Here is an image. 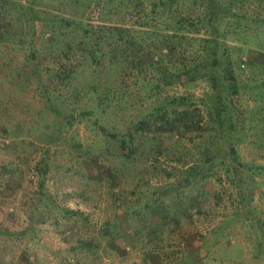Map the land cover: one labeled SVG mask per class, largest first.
<instances>
[{
    "label": "rangeland",
    "instance_id": "374dc122",
    "mask_svg": "<svg viewBox=\"0 0 264 264\" xmlns=\"http://www.w3.org/2000/svg\"><path fill=\"white\" fill-rule=\"evenodd\" d=\"M20 1L48 18L78 19L82 12L73 4L81 0ZM123 4L103 17L101 4L91 2L83 17L132 27L140 56L159 39L137 20L151 6ZM179 6L204 8L188 0ZM227 10L218 31L187 33L218 36L224 62L184 83L171 77L164 85L161 68L132 66L133 55H120L108 79V55L99 64L84 58L76 25L39 23L32 62L30 45L0 42V264H264V0H237ZM30 23L27 15L18 23L27 40ZM52 30L56 41L49 44L42 37ZM109 40L118 50L124 42ZM183 53L201 49L192 41L167 66ZM61 64L79 68L78 89L91 85L93 69L103 81L97 93L56 115L43 83L67 95L47 71ZM180 95L199 108L201 136L138 132L129 150L110 136L136 130L161 102L172 112ZM74 107L82 116L71 122ZM39 190L45 202L35 201Z\"/></svg>",
    "mask_w": 264,
    "mask_h": 264
},
{
    "label": "trees",
    "instance_id": "16d2710c",
    "mask_svg": "<svg viewBox=\"0 0 264 264\" xmlns=\"http://www.w3.org/2000/svg\"><path fill=\"white\" fill-rule=\"evenodd\" d=\"M77 1V0H76ZM149 2L151 9L146 12L144 9L137 16V20L142 25H146L145 32L147 35H155L159 37L156 42L152 41L149 48L138 56L136 49L139 48L132 36V27H127L124 24H92L88 22L84 17V5L89 7L91 2L100 5L99 12L103 17L112 15V10L122 8L123 3L127 5L131 10L141 9L143 2ZM179 1L183 0H81L82 3L74 4L75 9L81 10V16L78 19L75 18H60L58 16H42L39 10L34 9L30 3H22L20 0H0V42L9 39L14 40L15 45L25 46L30 45V51L26 55V61L36 60V42L40 27L54 22H60L63 25H76L81 31V43L84 53V58L91 59V63L99 64L98 60L100 56L108 55L107 68L104 71V75L109 79L113 73L111 71L117 65H120V55L123 57H130L133 55L130 61L132 66H136L139 69H156L161 68L160 78L163 80L164 85H168V79L171 77L177 78L181 83L191 82L196 79V74L203 70L202 76H206L205 70L210 67H215L224 62V57L221 54L222 44L219 42L218 36L201 35L194 37L188 35L189 32H204L211 30H219V20L222 15L227 13V9L230 4L237 0H228L227 4L221 6V3L215 5L216 0H188L193 3L200 2L203 4V11L194 12L192 10H183L179 6ZM186 1V0H184ZM127 7V9H129ZM227 11H223V10ZM80 12V11H77ZM125 16L127 12L124 13ZM28 16L31 20L29 30L31 31V38L27 40V32H23L20 29L21 25L18 24L25 16ZM130 15V14H128ZM23 23V22H21ZM40 23V24H39ZM39 24V25H38ZM23 27V26H22ZM28 27V26H27ZM159 29L167 30V32H161ZM157 30L159 33H156ZM156 33V34H155ZM161 33V34H160ZM47 37H42L49 44H53L56 41V36L53 30L48 33ZM43 35V34H42ZM118 36L124 40L120 49L114 48V42H111L109 38ZM177 41V42H176ZM196 41L201 49V54L194 53L193 55L181 54L173 61V66L169 67L165 63V60L170 61L172 57H176V53L179 49L185 48L188 43ZM72 44H69L71 47ZM103 46H107L110 52H105ZM113 50H112V49ZM163 49L165 51H163ZM65 53V52H64ZM67 53V52H66ZM65 53V55H66ZM61 55H59L60 57ZM40 62V61H39ZM39 62H36L35 68L38 69ZM226 64L229 61H225ZM230 64L227 66L229 67ZM50 79L56 77L58 85L62 89H67V95L65 97L61 94H57L54 90L56 85L50 88L49 82L43 83L44 89L47 91L46 104L48 102L49 109L56 115H60L61 107L65 108L71 103L79 101L84 96H90L98 92L99 85H101L102 76L100 72L91 70V85L83 88H76L73 81L79 73V68L74 64L62 65L56 70H47ZM226 73H229L228 78L233 79L232 72L229 68L226 69ZM41 78L40 76H38ZM113 77V76H112ZM187 79L184 81L183 79ZM113 79V78H111ZM211 83H216V76L214 74L209 75ZM60 81V82H59ZM43 82V81H42ZM41 82V83H42ZM60 83V84H59ZM52 93V96H51ZM56 93V95H55ZM109 99V96L106 98ZM119 98L118 101H121ZM190 96L180 95L174 97L171 101L177 106L173 107L172 112H168L163 102L159 106L155 107L154 118L141 119L137 123L136 130L128 129L127 132L120 136L119 134L110 133V136L118 139L120 147L123 150L132 149L131 145L134 144L135 137L138 132L145 134L150 130L153 133H186L190 137H197L202 135L203 127L201 125L200 110L197 107L191 106L188 103ZM180 107V109L178 108ZM71 107V106H70ZM69 121L81 118L82 113L74 109L69 110ZM206 159H210L206 156ZM46 194L39 190L36 194L35 201L40 203L45 202ZM148 205V204H147ZM42 207V206H41ZM148 207V206H147ZM113 224H117L116 220ZM117 225H115L116 227Z\"/></svg>",
    "mask_w": 264,
    "mask_h": 264
}]
</instances>
